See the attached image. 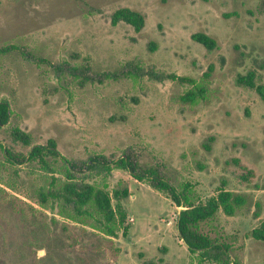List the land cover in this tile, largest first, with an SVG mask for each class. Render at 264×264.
<instances>
[{
  "label": "rangeland",
  "instance_id": "1",
  "mask_svg": "<svg viewBox=\"0 0 264 264\" xmlns=\"http://www.w3.org/2000/svg\"><path fill=\"white\" fill-rule=\"evenodd\" d=\"M122 7L144 16L139 32L110 24ZM197 32L217 47L191 40ZM10 45L20 52L0 55V100L11 111L0 145L14 161L0 149V264H197L178 238L180 208L124 171L107 182L129 188L126 236L40 207L36 190L48 180L18 161L30 147L11 140L15 127L32 145L54 140L71 161L129 155L176 186L193 184L201 200L224 185L245 204L200 230L235 261L264 264V242L250 237L264 221V103L235 82L254 71L264 85V0H0V47ZM209 66L205 98L182 103L188 85L165 76L199 81ZM236 158L254 170L251 182Z\"/></svg>",
  "mask_w": 264,
  "mask_h": 264
},
{
  "label": "trees",
  "instance_id": "2",
  "mask_svg": "<svg viewBox=\"0 0 264 264\" xmlns=\"http://www.w3.org/2000/svg\"><path fill=\"white\" fill-rule=\"evenodd\" d=\"M120 22L129 24L135 32H139L144 27L145 19L140 12L122 7L110 15L112 26ZM190 38L208 51L217 47L215 39L205 33H193ZM12 51L20 52L16 46L0 47V55ZM39 62L43 63L44 60ZM211 72L212 66H209L199 81L175 74L165 77L188 85L189 88L180 95L179 100L193 105L205 98ZM235 82L253 89L264 103V85L256 83L254 71L238 75ZM10 114L8 102L0 100V128L8 123ZM10 137L13 142L30 147L26 155H18L20 164H35L47 177V183L36 190V202L40 207L56 210L59 216L72 222L87 224L109 239L117 237L118 233L126 236L128 215L123 201L130 196L129 188L121 184L110 188L107 182L113 171H124L136 182L165 195L175 207L180 208L175 218L178 238L187 251L195 256L197 264H241L231 258L228 244L200 230V225L211 221L218 211L232 217L236 209L245 204L242 195L227 190L224 185L214 195L201 200L193 184L184 182L176 186L156 166L143 167L129 155L117 158L97 155L76 162L62 156L52 139L47 140L45 145H32L31 136L17 127L11 130ZM0 149L7 155L9 163L13 164L9 151L1 145ZM234 163L240 170L241 182L249 183L256 177L254 170L238 158L234 159ZM261 189L264 190V182ZM250 237L264 242V221L250 231Z\"/></svg>",
  "mask_w": 264,
  "mask_h": 264
}]
</instances>
